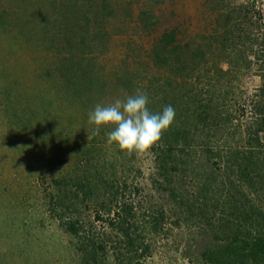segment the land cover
Here are the masks:
<instances>
[{"label":"rangeland","instance_id":"obj_1","mask_svg":"<svg viewBox=\"0 0 264 264\" xmlns=\"http://www.w3.org/2000/svg\"><path fill=\"white\" fill-rule=\"evenodd\" d=\"M243 8L252 21L225 31ZM250 25L264 27V0H0V264H87L78 238L115 241L118 201L135 203L142 264H209L238 212L264 207L258 169L251 198L237 173L262 83ZM138 91L153 113L175 109L159 141L183 129L174 171L157 144L128 154L108 143L112 126L89 123ZM97 264L120 263L105 251Z\"/></svg>","mask_w":264,"mask_h":264},{"label":"trees","instance_id":"obj_2","mask_svg":"<svg viewBox=\"0 0 264 264\" xmlns=\"http://www.w3.org/2000/svg\"><path fill=\"white\" fill-rule=\"evenodd\" d=\"M242 6H240L241 8ZM236 12V19L233 15L226 16V23L228 27L225 31L235 29L238 26L239 20L245 22L248 20L249 13H246V8ZM244 14L243 18L240 16ZM262 16V15H261ZM250 17V16H249ZM249 23L252 21L248 20ZM242 26H247V23ZM238 29V28H237ZM239 30V29H238ZM247 31V32H246ZM259 33L254 35L252 25L247 27L245 33L246 39L250 42L251 55L250 58L255 61L258 74L262 80L261 87L255 95L252 102L253 113L256 117L254 125L249 127L246 131V147L242 154L241 162L237 165L238 178L243 182V192L247 197L257 195V191L252 189L255 187V180L251 166H254L260 172L258 179H263L261 171L258 168L260 162L264 163V27L258 29ZM255 37V38H254ZM167 38V36H163ZM254 39L251 41V39ZM160 43H163L160 40ZM168 47L165 48V51ZM159 51V48L156 49ZM162 50V49H160ZM157 56V55H156ZM252 56V57H251ZM203 57V56H202ZM208 106L204 107L203 114H198V119H202L205 123L207 121ZM209 114V113H208ZM205 116V117H204ZM210 117V116H209ZM227 118V117H226ZM229 120V116L228 119ZM183 132V129L170 131L167 135L173 138L165 142L157 143L156 150L162 159L161 166L167 173V168L175 166L176 158L179 154L176 152L179 149L178 137ZM239 157L237 158V160ZM176 168V166H175ZM174 167L171 169L174 171ZM170 174L171 171H170ZM170 195L176 197L174 188L170 189ZM115 200L117 198L115 197ZM252 203V202H251ZM135 203L128 204L126 201H118L116 209L112 214V218H108L107 227L115 234V241L105 242L99 241L94 235H85L78 238V248L80 249L83 258L87 264H97L98 256L103 255L105 251L110 252L114 259L120 264H142V257L149 253V246L144 242H140L138 234V227L135 223ZM264 207L262 205L256 206L254 203L244 206V210L231 222V229L229 230L228 237L222 243L216 244L213 247L206 249L202 257L209 264H264ZM99 220V215L96 217ZM154 221V223L152 222ZM152 221L144 224L146 231L157 227L159 222L158 217H153ZM62 227L74 236H80L81 230L77 220L66 222L60 221ZM148 225V226H146ZM151 226V227H150ZM111 240V239H110ZM110 249V250H109Z\"/></svg>","mask_w":264,"mask_h":264},{"label":"clouds","instance_id":"obj_3","mask_svg":"<svg viewBox=\"0 0 264 264\" xmlns=\"http://www.w3.org/2000/svg\"><path fill=\"white\" fill-rule=\"evenodd\" d=\"M146 93L138 91L125 99L117 98L108 106L97 104L89 114V123L96 126H112L108 143L115 144L128 154L146 153L155 146L174 121L175 109L165 106L162 112L153 113L148 108Z\"/></svg>","mask_w":264,"mask_h":264}]
</instances>
